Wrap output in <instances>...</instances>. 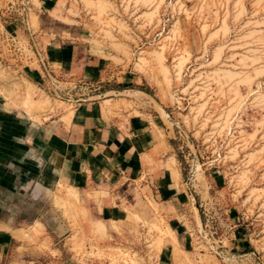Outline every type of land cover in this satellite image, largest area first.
Returning <instances> with one entry per match:
<instances>
[{
	"label": "rangeland",
	"instance_id": "obj_1",
	"mask_svg": "<svg viewBox=\"0 0 264 264\" xmlns=\"http://www.w3.org/2000/svg\"><path fill=\"white\" fill-rule=\"evenodd\" d=\"M57 20L98 77L50 62ZM108 91L162 145L130 193L86 197L41 128ZM0 264H264V0H0Z\"/></svg>",
	"mask_w": 264,
	"mask_h": 264
},
{
	"label": "crops",
	"instance_id": "obj_2",
	"mask_svg": "<svg viewBox=\"0 0 264 264\" xmlns=\"http://www.w3.org/2000/svg\"><path fill=\"white\" fill-rule=\"evenodd\" d=\"M56 22L60 25L57 28ZM42 30L40 38L46 56L58 69L66 70L69 75L95 78L105 70L103 55L91 52L77 41H66V29L59 20L47 23ZM111 92L114 93L108 91L101 98L84 101L69 111L60 112L57 120L49 121L44 129L41 128L48 136L42 147L47 171L56 175V182L77 193L83 192L85 196L88 193L99 198L125 196L135 188L141 172L145 174L149 164L153 166L158 161L156 151L162 144L159 134L151 126L154 120L150 114L145 113L146 122L138 117H128L117 108L121 103L119 98L104 97ZM37 134L38 141L40 131ZM158 183L160 191L168 190L164 177Z\"/></svg>",
	"mask_w": 264,
	"mask_h": 264
},
{
	"label": "bare ground",
	"instance_id": "obj_3",
	"mask_svg": "<svg viewBox=\"0 0 264 264\" xmlns=\"http://www.w3.org/2000/svg\"><path fill=\"white\" fill-rule=\"evenodd\" d=\"M226 76H228V75H226Z\"/></svg>",
	"mask_w": 264,
	"mask_h": 264
}]
</instances>
